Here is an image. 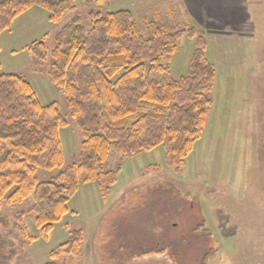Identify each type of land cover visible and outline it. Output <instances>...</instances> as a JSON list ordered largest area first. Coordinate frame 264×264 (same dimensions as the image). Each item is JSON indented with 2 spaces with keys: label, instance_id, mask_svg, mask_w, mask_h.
Segmentation results:
<instances>
[{
  "label": "rangeland",
  "instance_id": "obj_1",
  "mask_svg": "<svg viewBox=\"0 0 264 264\" xmlns=\"http://www.w3.org/2000/svg\"><path fill=\"white\" fill-rule=\"evenodd\" d=\"M119 9L131 10L143 33L148 21L170 31L194 30V37L185 31L180 48L167 61L176 79L188 72L197 38L204 37L216 80L203 136L181 173L168 167L163 145L132 157L111 151L105 169L120 167L112 194L104 197L96 182L82 185L68 202L70 212L47 238L30 213L32 198L4 203L0 238L10 243L4 252L11 256L7 264H45L73 229L81 230L84 240L75 253L60 255L57 264H114L107 249L119 230L137 241L132 229L143 242L140 250L155 252L126 264H174L168 250L157 252L170 244L183 264H200L206 252V264H264V0H76V9L59 23L35 6L0 34V73L25 77L41 104L58 103L68 121L59 130L64 167L77 163L82 136L63 91L48 75L52 58L39 64L28 46L44 41L50 52L60 28L74 16L89 28L91 12ZM150 165L160 171H149ZM60 171L40 170L39 180H53ZM20 211H26L23 227L35 238L23 235L16 218ZM202 219L208 236L197 231Z\"/></svg>",
  "mask_w": 264,
  "mask_h": 264
},
{
  "label": "trees",
  "instance_id": "obj_2",
  "mask_svg": "<svg viewBox=\"0 0 264 264\" xmlns=\"http://www.w3.org/2000/svg\"><path fill=\"white\" fill-rule=\"evenodd\" d=\"M35 6L46 9L49 20L59 23L67 11L76 9V0H0V34ZM90 18L89 28L79 15L62 26L50 52L44 41L28 46L39 64L52 58L48 75L63 91L82 136L77 163L64 167L59 130L68 121L58 103L41 104L25 77L0 73V209L4 203L16 205L32 198L30 213L44 238L70 212L68 202L82 185L96 182L104 197L112 194L120 167L106 170L105 163L113 150L132 157L163 145L168 167L183 172L214 105L216 67L206 54L202 35L188 72L176 79L168 60L180 48L185 31L194 37V30L170 31L158 21H148L143 33L128 9L94 11ZM55 169L61 171L53 180H39L38 171ZM147 169L160 171L155 165ZM26 214L20 211L16 218L23 235L32 238L23 227ZM205 225L202 219L196 228L208 236ZM131 231L137 241L119 230L107 249L114 264L155 252L140 250L143 242L136 229ZM83 240V232L73 229L45 264H57L60 255L75 253ZM9 245L0 238V264L10 261L4 253ZM165 250L174 264H183L176 247L170 244L157 252ZM209 254H203L200 264H206Z\"/></svg>",
  "mask_w": 264,
  "mask_h": 264
}]
</instances>
